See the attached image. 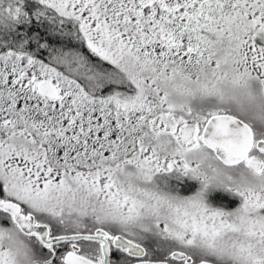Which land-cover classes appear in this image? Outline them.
<instances>
[{
	"label": "snow or ice",
	"instance_id": "6c2138e0",
	"mask_svg": "<svg viewBox=\"0 0 264 264\" xmlns=\"http://www.w3.org/2000/svg\"><path fill=\"white\" fill-rule=\"evenodd\" d=\"M0 264H264V0H0Z\"/></svg>",
	"mask_w": 264,
	"mask_h": 264
}]
</instances>
